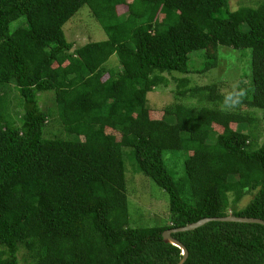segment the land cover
<instances>
[{
	"label": "trees",
	"instance_id": "trees-1",
	"mask_svg": "<svg viewBox=\"0 0 264 264\" xmlns=\"http://www.w3.org/2000/svg\"><path fill=\"white\" fill-rule=\"evenodd\" d=\"M83 7L107 39L75 48L65 25ZM213 45L251 50L243 92L180 79L182 99L152 116L149 93ZM217 61L205 53L200 72ZM244 104L264 120V1L0 0V264H178L166 230L264 220V132ZM128 159L168 198V217L150 226L130 209ZM173 236L184 264H264L262 224L212 221Z\"/></svg>",
	"mask_w": 264,
	"mask_h": 264
},
{
	"label": "rangeland",
	"instance_id": "rangeland-1",
	"mask_svg": "<svg viewBox=\"0 0 264 264\" xmlns=\"http://www.w3.org/2000/svg\"><path fill=\"white\" fill-rule=\"evenodd\" d=\"M131 1L132 0H127V3ZM262 1L264 0H230V7L232 10H235L244 5H257ZM126 10L127 5L125 4L118 7L119 13H124ZM21 22L23 21H17L14 25L21 24ZM65 33L68 40L74 43L75 48L83 46L88 42L107 39L105 30L93 17L88 7H83L79 13L65 25ZM208 52L213 55L218 54L217 64L210 70L200 72L205 61V53L207 54ZM251 54L252 52L249 49L241 51L229 47H219L217 45L210 46L204 51L194 53L193 61L191 62L192 72L190 74H166L169 79V85L167 87H160L154 92L149 93L148 105L154 109L152 116L160 118L165 106L176 100L179 102V100L182 99L176 94L179 89H182V86L179 87L180 79H189V85H187L189 87L217 83L221 88L220 91L224 94H232L235 96L241 94L243 92L242 88L247 87L249 79H251ZM109 65L119 67L117 58L113 57ZM44 95H48V99L52 104L54 97L51 92ZM243 109V111L259 120L257 134L262 135L264 132L263 111L256 108L254 105L247 104L243 105ZM51 123H49V128L51 130L56 128L59 132L61 128L60 123L57 121L55 124ZM182 162H184V159H169L167 165H179ZM133 165L131 160L128 159V164L126 165L128 167L126 178L130 209L135 216V222L138 226H150L154 223V216L162 220L168 217V198L166 193L161 190L157 184L142 172L134 169ZM251 198L252 195L245 196L236 206L231 205L230 210L245 207ZM232 199L233 195L230 194V200ZM24 256L25 255L22 257ZM29 262L30 260L23 264H28Z\"/></svg>",
	"mask_w": 264,
	"mask_h": 264
},
{
	"label": "water",
	"instance_id": "water-1",
	"mask_svg": "<svg viewBox=\"0 0 264 264\" xmlns=\"http://www.w3.org/2000/svg\"><path fill=\"white\" fill-rule=\"evenodd\" d=\"M212 221H230V222H242V223H258V224H262L264 225V220L261 218H255V217H242V216H235V215H226L223 217H208V218H202L196 222L187 224L183 227H178V228H172V229H168L163 233V239L165 242L167 243H171L175 246H177L178 248L181 249L182 251V259L180 260V262L178 264H184L186 262V260L188 259L189 256V251L188 248L184 245V243H182L180 240H178L177 238H175L173 236L174 233H178V232H185V231H190V230H194L197 229L209 222Z\"/></svg>",
	"mask_w": 264,
	"mask_h": 264
}]
</instances>
